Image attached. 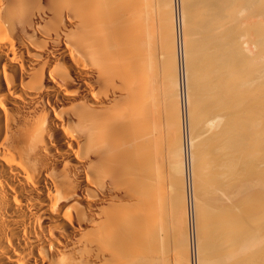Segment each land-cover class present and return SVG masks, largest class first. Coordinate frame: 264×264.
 Instances as JSON below:
<instances>
[{"label": "bare ground", "instance_id": "1", "mask_svg": "<svg viewBox=\"0 0 264 264\" xmlns=\"http://www.w3.org/2000/svg\"><path fill=\"white\" fill-rule=\"evenodd\" d=\"M188 1L0 0V264H264V27Z\"/></svg>", "mask_w": 264, "mask_h": 264}, {"label": "rangeland", "instance_id": "2", "mask_svg": "<svg viewBox=\"0 0 264 264\" xmlns=\"http://www.w3.org/2000/svg\"><path fill=\"white\" fill-rule=\"evenodd\" d=\"M212 1H213V2H212ZM214 1H215V0H208V1L206 2V0H198V2H197V0H194V1L192 0L191 2L195 3V5H194L193 3H190V1H188L187 5L190 3V4H189V7H188L187 5H186V6H187V9H189V13H190L189 19H192V20L194 21V18H195V20H196V22H197L198 25H199L200 23L202 24V22H204L205 20H206V21L208 20L207 23H209V21H210V16H211V15H210V14H211V10H210V8H211V7H212V8L214 7V4H215ZM233 1H234V2H233ZM237 1H238V0H237ZM239 1H240V3H239V2H236L235 0H232V2L229 4L230 6L228 5V10H229V11H226V12L224 13L225 15L227 14V15H226L227 18H226L225 15L223 14L222 17H223V18L225 17V19H224V20L221 19V20H223V22H224V24H225L226 26H225L224 24H222V21L219 22V23L221 24L220 28H221V27L223 28L224 26L227 27V30H226V28H225V29L223 28L224 31H222L223 29H221V31H222L221 33H222V34H221V33H218V35L220 34V35H219V38H220V37L223 38V39L220 38V39H222V42H223L224 40H226V39H228V40H226V41H224V42H229V41H231L230 39L233 40V36H234V38H237L236 41H238V36H240V35H239V32H241L240 29L242 30V27H241V26H239V27H241V28L238 29V25H239V23H241L242 21H244V22L247 23V26H245V28L247 27V28H246V29H247L246 31H250V30H251L253 33H254L255 31H257L258 28L262 27L261 29H263V27H264V23L262 24V22L264 21V18H263V19L260 18L261 16L264 17V13H263V14H258L257 10L255 9V8H257V7H254L255 10L251 11V13H250L247 9L244 8L245 4L242 3L241 0H239ZM263 1H264V0H258V3H260L261 5L257 3L258 6H260L262 9H264V4H263L264 2H263ZM208 2H209V3H208ZM261 2H262V3H261ZM196 3H197V4H196ZM206 3H207V4H206ZM191 4H192V6L190 7ZM198 4H200L201 6L198 5ZM232 4H233V5H232ZM236 4H237V6H236ZM238 4H239V6L242 7L243 9L240 8V7L238 6ZM240 4H241V5H240ZM207 5H208L209 7H207ZM231 5H232V6H231ZM233 6H234V7H233ZM235 6H236V7H235ZM198 7H200V8H198ZM201 7H202V8H203V7L205 8V12H204V13L206 14L207 17L205 16V14H204V16L202 17V15H203V11H204V10H203ZM230 7H231V8H230ZM238 7H239L240 9H239ZM191 8H192V9H191ZM195 8H196V9H195ZM229 8H230V9H229ZM207 9L209 10V12H208ZM231 9L233 10V13H232ZM244 9L247 10V11H245V12L242 11V10H244ZM213 10H214V9H212V12H213ZM198 11H200V12H198ZM206 11H207V12H206ZM235 11L237 12V14L235 13ZM239 11H240V12H239ZM254 11H255L257 14H256V13H252V12H254ZM191 12H192V13L196 12L197 14L194 16V15L191 14ZM214 12H215V10H214ZM227 12H228V13H227ZM247 12H249V13H247ZM261 12H262V11H261ZM229 13H232L233 16H234V13L236 14V15L234 16V17H235L234 19H235L236 22L238 21V23H235V22H234V19H232L236 26L233 24L232 20H231V22H230L229 19L232 17V16H231L232 14H229ZM242 13H246V15H248V16H246L245 14H242ZM200 15H201V16H200ZM241 15H242V16H241ZM243 15H244V16H243ZM254 15H256V16L254 17ZM259 15H260V16H259ZM196 16H197V17H196ZM229 16H230V17H229ZM250 16H251V17H250ZM257 16H258V17H257ZM204 17H205V18H204ZM240 17H242L243 19H241ZM252 17H254V19H252V20H255V19H256V21H254V23H252V24H255V23H256V24H255L256 27H254L255 25H253L254 28L252 27V25L249 26V25H248V22H247V21L249 20V23H250V20H251L250 18H252ZM199 18H200V19H199ZM237 18H238V19H237ZM245 18H246V19L248 18L247 21H246ZM259 18H260V19H259ZM227 19H228V21H229V24L231 23L232 25L230 24V25L227 26V24H228ZM257 19H258L259 21H261V20H262V21H261L260 23H257ZM197 20H198V21H197ZM199 20H200V21H199ZM203 20H204V21H203ZM204 23H205V22H204ZM204 23H203V24H204ZM219 23H218V25H220ZM257 24H258V25H257ZM261 24H262V26H260ZM248 26H249V27H248ZM228 27H230V28H228ZM231 27H232L233 29H236V27H237V30H238L239 32H238L237 30H236V31L233 30ZM251 27H252V28H251ZM252 29H254V30H252ZM225 30H226V31H225ZM230 30H231V31H230ZM232 30H233L234 32H232ZM228 31L230 32L229 34H231V35H228ZM226 32H227V33H226ZM223 33H224L225 35H224ZM235 33H236V34H235ZM226 34H227L228 36H227ZM254 34H255V33H254ZM224 36H225V37H224ZM230 36H232V38L229 39ZM235 36H237V37H235ZM224 42H223V43H224ZM196 44H197L196 47H197V46L199 47V48H197L196 50H200V52L204 50V49H203L204 47H202V45H199V43H196ZM200 47H201V48H200ZM201 49H202V50H201ZM198 52H199V51H197V53H198ZM200 52H199V53H200ZM257 58L262 59L261 57H257ZM257 58H256V60H257ZM260 59H259V60H260ZM259 60H257L256 62H258ZM250 62H251V61H250ZM254 62H255V60H254ZM254 62L252 61V62H251L252 64L250 63V64L253 66L252 68H251V65H249L251 69H250V68H246V66L248 67V64H247V63H246L247 65L245 64V66H244L243 69L246 68V69H248V70L250 69V70H254V71H255V69H254V65H255V68H256V64H255L256 62H255V63H254ZM260 62H262V60H261ZM253 64H254V65H253ZM206 65H207V66H205V67H206L205 69H207L208 66H210V64H206ZM213 65H215V64L213 63L212 66H213ZM203 68H204V67H203ZM212 68H215V66L212 67ZM210 69H211V67H209V69H207V70H208V71H211ZM243 69H242V70H243ZM256 69H257V68H256ZM202 70H203V69H202ZM207 70H206V71H207ZM236 70H237V71H236ZM242 70L240 71V69H237L236 66H235V71H234L235 74H234L233 76H234V79H236V80H234V79H233V80H234L238 85H237L235 82H233L231 79H228V78H229V75H230V74H228V73H230V72H228L227 69L225 70V72H223L224 70H221V73H222V74H220V72H219V74L221 75V80L218 78L219 80H216V81L214 80V77L217 78L218 76L220 77V75H219V74H215L216 76H215V75L213 76L214 72H213V70H212V72H213L212 76L209 75L210 77L208 76V79H207V80L209 81L210 85H209L208 81H206V80L203 81V80H202V78H201V77H202V74L200 73V76H201L200 78H201V79H199V77H198V79H199L202 83L198 80V83L195 82V84H196V83L198 84V85H197L198 87H197L195 84H194V85H195L197 88H199V90H202V91L204 90V92H205V91L207 92V91L209 90L207 93H208V94H211V96H212V95H215V94H213V93H215V92H216L217 94H219L220 96H224V95L227 96V94L230 95V93H228V91L231 92L232 94H233V93H237V92H238L237 90L239 89V87H241V86H240L241 83H242V80H241V79L243 78V77H242L243 75H241V72H242V74H244V79H245V80L243 79V81H246L247 78H248V76H247V75H248L247 70H244V71H245L244 73H243ZM250 70H249V74H251ZM203 71H204V70H203ZM238 71H240L239 74H238ZM212 72H208V74H209V73H212ZM224 73H226V74L228 75V77H226V74H224ZM236 73H237L238 75H240L241 77H240V76H237ZM245 74H247V75H245ZM212 77H213V79H212ZM224 77H226V79H225ZM239 77H240V78H239ZM249 77H250V76H249ZM216 78H215V79H216ZM237 78H238V79H237ZM210 79H211V80H210ZM222 79H223V80L225 79V80L223 81ZM213 80H214V81H213ZM229 80H230L231 82H229ZM237 80H238V81H237ZM212 81L215 82V85H216V86L214 85V83H213ZM219 81H220L221 84H219ZM240 81H241V82H240ZM199 82H200V83H199ZM204 82H205V83H206V82L208 83V86H209L208 88H206V87H207V83H206V85H205ZM211 82L213 83L212 86H211ZM216 82H217V84H216ZM222 82H225V83H223V84H224V86H226V87H223V86H222V87H223V88H222L221 86H219V85H223ZM238 82H239V83H238ZM203 83H204L205 86H203ZM228 83H229V84H228ZM234 83H235V85H237V87L234 85ZM201 85L203 86L202 88H201ZM217 85H218V86H217ZM227 85H228V86L232 85V86H230V87H231V90H232V89H233V90H232V91L229 90V88H227ZM213 86H214V87H213ZM234 86H235V87H234ZM238 86H239V87H238ZM204 87H205V88H204ZM212 87H213V88H212ZM216 87H217V89H216ZM219 87H220V88H219ZM200 88H201V89H200ZM211 88L214 89V90H218L219 93H218L217 91H213V92H212V91H211V90H212ZM218 88H219V89H222L223 95L221 94L222 92L220 93V90H219ZM205 89H206V90H205ZM207 89H208V90H207ZM226 89H227V90H226ZM224 91H225V92L227 91V92H226L227 94H225ZM233 91H234V92H233ZM236 91H237V92H236ZM209 92H210V93H209ZM202 94H203V93H202ZM228 102H229V104L232 103V101H230V100H229ZM233 102H234V101H233ZM235 103H236V102H234V105H235ZM232 106H233V105H232ZM229 107H230V106H227V108H224L223 110H222V108H219V110L217 109L218 111H217V110H215V111H217V112H216L217 114L220 113V112H222V113H220V114H218V115H225V117H226V115L229 114V113H227V112L230 111V108H229ZM236 107H238V108H236ZM233 108H235V111H237V109H239V106L235 105V107H233ZM233 108L231 107V111L234 110ZM225 109H226V111H224ZM227 109H228V110H227ZM240 109H241V107H240ZM240 109H239V110H240ZM220 110H222V111H220ZM239 110H238V111H239ZM223 111H224V112H223ZM210 113H211V112H210ZM212 113H213V111H212ZM212 113H211V114H212ZM223 113H224V114H223ZM211 114H208L209 117H210ZM212 115H213V114H212ZM211 117H213V116H211ZM227 117H228V115H227ZM209 146H210V145H209ZM209 146H208V147H209ZM208 149H209V148H208ZM210 149L212 150V147H210ZM210 149H209V151H210ZM206 150H207V149H206ZM213 150H214V148H213ZM213 150H212L211 152H213ZM209 151L207 150V152H209ZM214 151H215V150H214ZM211 152H210V153H211ZM206 154H207V153L205 152V154H204V158H205V157H206V158H205V160H203L204 163H205V161L207 162L208 160L212 159V158H210V159L208 158V157H209L208 155H210V154H208L207 156H205ZM213 155H214V152H213ZM213 155H212V157H213ZM210 156H211V155H210ZM208 162H209V161H208ZM208 162H207L206 164H208ZM209 163H210V162H209ZM206 164H205V167H207ZM203 165H204V164H203ZM166 168L168 169V166L165 167V165H164L165 174H166V175L168 174V176H169L170 173H169V171H168ZM166 171H168V173H166ZM210 171H211V170H210ZM206 173H207V170H206ZM164 177H166V176H164ZM223 234H224V233H223ZM220 235H221V234H220ZM220 235H219V236H220ZM203 236H204V235H203ZM217 236H218V235H217ZM219 236H218V238L216 237V239L221 240L222 238H225V237H226V236H223L222 238H220L221 236H220V237H219ZM203 240H205V238H203ZM222 240H223V239H222ZM224 240H225V239H224ZM214 241H217V240H214ZM202 242H203V241H202ZM218 242H219V241H218ZM218 242H217V243H218ZM225 242H226V240H225ZM219 243H221V242H219ZM222 243H223V244H222ZM222 243H221V245H223V246H221L222 248H223L224 246H226V247L229 246V244H228V246L225 245V244H227V242L224 244V241H223ZM218 247H220L219 244H218L217 248H218ZM226 247H224V248H223V251L221 250L220 252H219V250L222 249V248H220V249L218 248L219 250H217V248H216V251H215V252H219L220 254H222V252H223V253H226L225 255L223 254V257H221L220 254H217V255H219L217 258H218V259L221 258L220 260H218V259L214 260L213 257H215V256H214L215 253L211 255L210 259L207 258L206 260H209L210 262H212V261L214 260L213 262H216V263H214V264H220V263L226 261V259L230 258L229 255H227V254L231 251L230 249H227ZM228 248H231V247H228ZM224 249H226V250H224ZM227 250H228V251H227ZM224 251H225V252H224ZM190 254H191V251H190ZM190 254H189V255H190ZM226 255H227V258L224 257V256H226ZM212 256H213V257H212ZM189 257L191 258V255H190ZM219 257H220V258H219ZM222 258H225V260L222 259ZM229 260H230V259H228V262H230ZM217 262H218V263H217ZM228 262H227V264H228ZM225 263H226V262H224V264H225ZM212 264H213V263H212ZM229 264H230V263H229Z\"/></svg>", "mask_w": 264, "mask_h": 264}, {"label": "crops", "instance_id": "3", "mask_svg": "<svg viewBox=\"0 0 264 264\" xmlns=\"http://www.w3.org/2000/svg\"><path fill=\"white\" fill-rule=\"evenodd\" d=\"M215 5H216V4H214V6H215ZM211 8H212V7H211ZM211 8H210V9H211ZM213 9L215 10V12H214V10H213V12H211L212 14H210L211 16H213V17H212L213 21H212V19L210 18V21H211V22H209L210 24H209V23H206V24H205V23H204V24L202 23L203 25H202V24H200V25H194L195 23H197L196 20H195V18H194V21H193L192 19L190 20V23L194 22V23H193V27H192V32H193V30H194L193 35H194L195 37L198 36V39H199V40L202 39V35H203V38H205V40H203V41H204V44L207 43V44H208V45L206 44L207 46L210 45V46H209L210 49H211L210 51H212V49L214 50L215 47H217V41H216V40H217V35H218V28H217V22H216V21H217L216 8L214 7ZM211 11H212V9H211ZM194 13H195V15H196V12H194ZM194 13L192 14V12H191L192 15H194ZM214 19H215V22H214ZM205 22H207V21H205ZM201 25H202V26H201ZM206 25H207V26H206ZM214 25H215V26H214ZM191 26H192V25H191ZM194 26L199 27V28H196V29H198V30H197L198 32L195 30V27H194ZM205 26H206L207 29H208V28H209V29L207 30V29L205 28ZM213 28H214V29H213ZM201 29H202V30H201ZM205 29H206V30H205ZM212 29H213V30H212ZM199 30H200V31H199ZM204 30H205L207 33H206ZM216 31H217V32H216ZM199 33H200V34H199ZM211 33H213L214 35L211 34ZM216 33H217V35H216ZM205 34H208V35H205ZM200 35H201V36H200ZM209 35H210V36H209ZM206 36H207V37H206ZM210 37H211V38H210ZM215 37H216V38H215ZM192 38H193V37H192ZM193 39H194V38H193ZM193 39H192V40H193ZM198 39H197V38L194 39V42H195L194 44H195V45H196V43L199 42V41H197ZM207 39H208V40H207ZM196 41H197V42H196ZM210 41H211V42H210ZM215 41H216V45H213V43H214ZM214 44H215V43H214ZM195 45H194V49L196 48ZM202 45H203V43H202ZM206 45L203 46L204 49H206V47H207ZM212 45H213V46H212ZM214 46H215V47H214ZM213 47H214V48H213ZM195 52H197L196 49H195ZM212 62H214V61H213V60L210 61V64H211V65H210V66H211V72H212V64H213ZM214 63H215V62H214ZM205 66H207V65H205ZM205 66H204V67H205ZM205 70H206V69H205Z\"/></svg>", "mask_w": 264, "mask_h": 264}]
</instances>
